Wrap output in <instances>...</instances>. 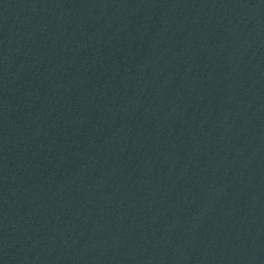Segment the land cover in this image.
<instances>
[{"label":"water","instance_id":"95a60500","mask_svg":"<svg viewBox=\"0 0 264 264\" xmlns=\"http://www.w3.org/2000/svg\"><path fill=\"white\" fill-rule=\"evenodd\" d=\"M0 264H264V0H0Z\"/></svg>","mask_w":264,"mask_h":264}]
</instances>
